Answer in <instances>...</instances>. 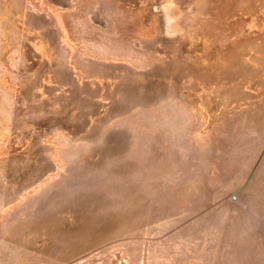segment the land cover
Returning a JSON list of instances; mask_svg holds the SVG:
<instances>
[{"label":"rangeland","instance_id":"obj_1","mask_svg":"<svg viewBox=\"0 0 264 264\" xmlns=\"http://www.w3.org/2000/svg\"><path fill=\"white\" fill-rule=\"evenodd\" d=\"M0 264H264V0H0Z\"/></svg>","mask_w":264,"mask_h":264}]
</instances>
